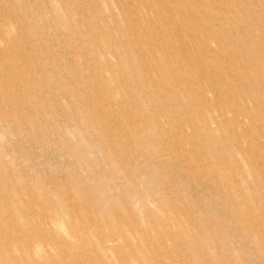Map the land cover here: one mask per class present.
Wrapping results in <instances>:
<instances>
[{"label": "rangeland", "instance_id": "obj_1", "mask_svg": "<svg viewBox=\"0 0 264 264\" xmlns=\"http://www.w3.org/2000/svg\"><path fill=\"white\" fill-rule=\"evenodd\" d=\"M0 264H264V0H0Z\"/></svg>", "mask_w": 264, "mask_h": 264}]
</instances>
